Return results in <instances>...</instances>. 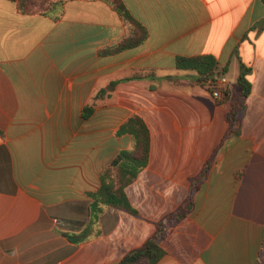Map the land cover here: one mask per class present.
I'll list each match as a JSON object with an SVG mask.
<instances>
[{
  "label": "crops",
  "instance_id": "0c3cea01",
  "mask_svg": "<svg viewBox=\"0 0 264 264\" xmlns=\"http://www.w3.org/2000/svg\"><path fill=\"white\" fill-rule=\"evenodd\" d=\"M146 42L103 55L131 34L102 0H68L58 17L0 0V264H119L190 195L194 209L166 225L158 264H264V3L123 0ZM212 54L229 93L240 62L251 94L230 132L216 100L177 57ZM142 117L150 161L126 189L138 216L106 207L91 223L90 194ZM96 235L75 243L66 234Z\"/></svg>",
  "mask_w": 264,
  "mask_h": 264
},
{
  "label": "trees",
  "instance_id": "16d2710c",
  "mask_svg": "<svg viewBox=\"0 0 264 264\" xmlns=\"http://www.w3.org/2000/svg\"><path fill=\"white\" fill-rule=\"evenodd\" d=\"M18 3L19 10L24 14L41 13L43 15H53L58 17L64 4L68 0H42L46 3L44 10H31L32 0H11ZM113 10L117 11L122 20L131 29V34L118 42L116 45L104 49L103 55L120 53L124 50L135 48L146 42L149 36L147 28L136 20L127 9L123 0H102ZM264 3V0H262ZM176 66L179 70L195 71L199 74L200 82L207 79H216L217 76L225 74L228 66L221 67L218 58L212 54L177 57ZM251 69L240 62V73L238 76L239 91L234 93L226 92V97L230 103V110L227 114V120L232 125L230 132L239 134L241 121L238 114L245 109L246 101L251 94L252 84L249 76ZM118 134H129L134 140V147L131 150H123L112 161L109 167L102 174V186L96 193L90 194L91 204V223L95 224L106 207H112L132 215L138 216V211L132 206L128 195L127 187L131 185L138 177L139 173L150 161V152L152 145V133L147 122L140 116H134L126 121L119 129ZM212 156L205 165L203 171L192 181L190 195L179 209L164 219L157 225L155 234L149 238L140 248L127 254L119 264H158L165 255V251L160 244L163 234L166 231V225L173 220L185 218L195 206L193 195L198 191L208 177L209 171L214 162ZM96 233H82L80 235L66 236L75 243L84 242Z\"/></svg>",
  "mask_w": 264,
  "mask_h": 264
},
{
  "label": "built area",
  "instance_id": "2783aa9c",
  "mask_svg": "<svg viewBox=\"0 0 264 264\" xmlns=\"http://www.w3.org/2000/svg\"><path fill=\"white\" fill-rule=\"evenodd\" d=\"M201 84L211 92L216 100L223 101L227 99L226 92H228L230 88V82L225 76L219 79H207L201 81Z\"/></svg>",
  "mask_w": 264,
  "mask_h": 264
},
{
  "label": "rangeland",
  "instance_id": "374dc122",
  "mask_svg": "<svg viewBox=\"0 0 264 264\" xmlns=\"http://www.w3.org/2000/svg\"><path fill=\"white\" fill-rule=\"evenodd\" d=\"M30 9L31 10H44L46 7V3L43 2L42 0H32V3L30 4ZM128 188V187H127ZM162 222V221H161ZM159 224V223H158ZM157 224V225H158Z\"/></svg>",
  "mask_w": 264,
  "mask_h": 264
}]
</instances>
